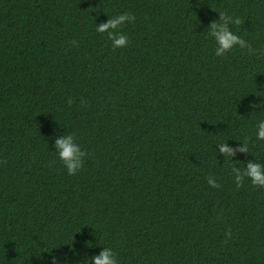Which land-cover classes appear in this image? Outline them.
Masks as SVG:
<instances>
[{"label":"trees","instance_id":"1","mask_svg":"<svg viewBox=\"0 0 264 264\" xmlns=\"http://www.w3.org/2000/svg\"><path fill=\"white\" fill-rule=\"evenodd\" d=\"M125 12L113 50L96 25ZM219 12L256 55H215ZM261 120L264 0H0V264L104 247L119 264H264V188L231 173L264 164ZM69 133L88 153L74 176L54 147ZM245 138L249 154H219Z\"/></svg>","mask_w":264,"mask_h":264},{"label":"clouds","instance_id":"2","mask_svg":"<svg viewBox=\"0 0 264 264\" xmlns=\"http://www.w3.org/2000/svg\"><path fill=\"white\" fill-rule=\"evenodd\" d=\"M136 19L132 13H122L114 17L108 18L106 22L96 25L97 33H106L108 40L112 42V49L126 48L129 43V38L125 35L121 28ZM244 23L239 17H233L226 12H219V19L213 20L208 25V36L215 41V55L217 57H224L227 53L231 52L234 48L247 50L249 55H256L258 50L254 49L252 45L241 36L237 35L232 26H240ZM73 47H79V42L76 40L71 41ZM67 103L71 105L73 100L68 99ZM86 101L81 100V104L86 106ZM249 138H245L243 143L233 148L226 142L217 145L219 154L223 157L233 158L237 153L249 154ZM256 139L264 141V120H261L256 126ZM55 153L57 158L62 163L70 176L76 175L83 169L85 159L88 153L81 149L77 143L74 134L60 136L55 139ZM6 163V161H0ZM55 163V161H53ZM231 173L234 178L236 188L243 187L245 180H249L251 185L256 188H264V164L258 163L254 160H248L243 168L233 166ZM207 183L213 188H220L221 185L217 183L214 176L207 177ZM232 238L231 230L225 232V242ZM91 264H119L117 254L110 247H104L102 250L90 257ZM50 264H59L56 257H52Z\"/></svg>","mask_w":264,"mask_h":264}]
</instances>
